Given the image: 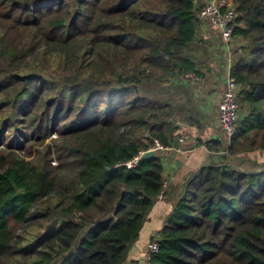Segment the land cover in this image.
Segmentation results:
<instances>
[{
    "label": "trees",
    "instance_id": "16d2710c",
    "mask_svg": "<svg viewBox=\"0 0 264 264\" xmlns=\"http://www.w3.org/2000/svg\"><path fill=\"white\" fill-rule=\"evenodd\" d=\"M205 1L0 0V264H126L167 167L123 164L178 148L176 123L209 156L166 190L150 264H264V162L249 157L264 152V0H228L245 44L230 143L206 135Z\"/></svg>",
    "mask_w": 264,
    "mask_h": 264
},
{
    "label": "crops",
    "instance_id": "0c3cea01",
    "mask_svg": "<svg viewBox=\"0 0 264 264\" xmlns=\"http://www.w3.org/2000/svg\"><path fill=\"white\" fill-rule=\"evenodd\" d=\"M201 32L202 33H200L199 39H202L214 46L216 50L213 66L214 71H218L215 75L214 83H212L214 92L206 98L207 102L205 109L212 118V126L209 130H207L206 135L208 136V139L219 140L221 139V131L218 125L217 106L219 107L218 104L225 86L227 73L226 65L228 64L230 53L228 48L221 47L222 43L216 33H203V30H201ZM238 41L241 42V44L243 42L241 40ZM219 88L221 89V92H218ZM186 130L187 129H185V131ZM189 131L191 134L195 132L191 128H189ZM202 135L203 134L200 132L197 134L199 139V144L197 145L199 146L194 147L196 144H191L193 141L191 136L193 135H189L185 145L179 144L178 148L168 152V155L165 157V165L167 167L165 179L168 183V188L178 186L187 173L197 169L207 160L209 151L200 143L203 138ZM172 209V202L168 197L157 202L148 217L139 241L132 248L126 264H130L132 261L138 260L144 256L148 243L155 238V236L159 234L165 226H167L168 218Z\"/></svg>",
    "mask_w": 264,
    "mask_h": 264
},
{
    "label": "built area",
    "instance_id": "2783aa9c",
    "mask_svg": "<svg viewBox=\"0 0 264 264\" xmlns=\"http://www.w3.org/2000/svg\"><path fill=\"white\" fill-rule=\"evenodd\" d=\"M199 18L202 22L201 30H203V33H216L222 43L221 47L228 48L230 53L229 61L226 65L227 73L225 86L218 107V125L221 131V138L230 143L236 134L237 124L241 117V108L238 101L240 85L236 82L234 77H232L231 67L238 58L239 48L243 47L245 44L244 42L241 44L234 36L237 12L235 6L230 4L228 0H206L199 12ZM191 78L195 81L198 80L193 75H191ZM181 127H183V125H181ZM192 129L195 132L197 131L196 128ZM182 132H184V130L181 129L177 139L180 145H185L189 137L185 136ZM192 134L194 136V144H199L197 134ZM174 149L176 148H167L155 140L154 146L150 147L147 151H141L135 159L123 164V166L135 168L140 163L142 156L147 152L154 151L158 154L159 152H170ZM167 189L168 183L165 181L164 189L158 197L159 201L166 198ZM159 250L160 246L158 240L157 238H153L148 243L144 256L138 260L132 261L130 264H150L153 258L159 253Z\"/></svg>",
    "mask_w": 264,
    "mask_h": 264
},
{
    "label": "rangeland",
    "instance_id": "374dc122",
    "mask_svg": "<svg viewBox=\"0 0 264 264\" xmlns=\"http://www.w3.org/2000/svg\"><path fill=\"white\" fill-rule=\"evenodd\" d=\"M205 83V82H204ZM203 83V81H201L199 84H198V86H197V83H196V86H197V91H199L200 93L202 92V93H204V84ZM221 89L219 88V90H218V92L220 91ZM221 92V91H220ZM201 93V94H202ZM216 103H218V102H216ZM219 105V104H218ZM217 108H218V106H217ZM176 125H178L179 126V128H180V131H181V129L182 130H184V132H182L185 136H188L189 137V135H193V134H191L190 133V131H189V128H196L197 129V131L196 132H193L194 134H198L199 133V131H198V128L197 127H188L187 125H185V124H183V123H176ZM181 125H183V127H181ZM185 127H186V131H185ZM201 133V132H200ZM192 137V139L194 138V136H191ZM193 143H195V141L193 140L192 141V145H193ZM196 146H199V145H195L194 147H196ZM249 157H251L252 159H254V160H257V161H259V162H264V152H256V153H251V154H249Z\"/></svg>",
    "mask_w": 264,
    "mask_h": 264
},
{
    "label": "water",
    "instance_id": "95a60500",
    "mask_svg": "<svg viewBox=\"0 0 264 264\" xmlns=\"http://www.w3.org/2000/svg\"><path fill=\"white\" fill-rule=\"evenodd\" d=\"M157 155H158V156L166 157V156L168 155V152H165V153L159 152V153L157 154V153L154 152V151H150V152L145 153V154L142 156L141 160L144 161V160H147V159H150V158H154V157H156Z\"/></svg>",
    "mask_w": 264,
    "mask_h": 264
}]
</instances>
